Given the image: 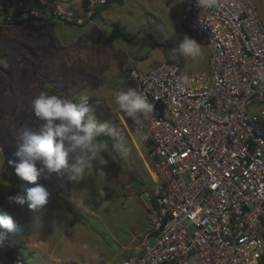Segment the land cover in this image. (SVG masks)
Instances as JSON below:
<instances>
[{
  "label": "rangeland",
  "instance_id": "rangeland-1",
  "mask_svg": "<svg viewBox=\"0 0 264 264\" xmlns=\"http://www.w3.org/2000/svg\"><path fill=\"white\" fill-rule=\"evenodd\" d=\"M8 1L46 15L57 13L59 8L73 20L52 16L43 22L5 25L0 6V210L22 223L35 221L38 229L35 234H14L12 246L0 251L2 262L9 264L20 258L26 264H118L127 254L139 251L150 232L149 215L157 184L148 148L132 137L134 122L115 103V93L135 88L133 72L144 74L159 67L179 49L185 35L202 48L195 59L178 53L182 76L207 69L210 50L183 27L181 11L170 0L110 1L96 6L89 26L83 20V1L87 0H56L52 6L50 0L47 5L46 0ZM252 2L264 27V0ZM80 22L88 28H81ZM83 32L92 36L86 40L95 47L87 56L71 58V48L64 47L80 37L77 47L88 44L82 42ZM106 35L139 57L131 60L127 55L124 64L121 54L113 67L116 71L103 78L97 54L103 52L98 43ZM108 57L118 60L114 55ZM42 91L73 102L85 98L92 108L89 116L93 122L105 124L104 129L113 134L114 147L101 153L108 160L99 165L102 172H97L94 162L80 181H70L67 170L39 179L38 183L49 190L50 199L41 209L29 210L26 205L8 203L7 198L19 194L25 183L8 161L15 151L16 130L27 126L38 131L45 123L31 108L32 100Z\"/></svg>",
  "mask_w": 264,
  "mask_h": 264
},
{
  "label": "built area",
  "instance_id": "built-area-1",
  "mask_svg": "<svg viewBox=\"0 0 264 264\" xmlns=\"http://www.w3.org/2000/svg\"><path fill=\"white\" fill-rule=\"evenodd\" d=\"M170 1L210 59L188 76L178 52L133 73L135 89L155 105L132 137L148 148L157 193L150 232L119 264H264V27L252 0H213L210 8ZM106 4L87 0L83 20ZM0 6L9 23L73 20L59 8L46 15L8 0Z\"/></svg>",
  "mask_w": 264,
  "mask_h": 264
},
{
  "label": "clouds",
  "instance_id": "clouds-1",
  "mask_svg": "<svg viewBox=\"0 0 264 264\" xmlns=\"http://www.w3.org/2000/svg\"><path fill=\"white\" fill-rule=\"evenodd\" d=\"M197 6L210 8L213 0H197ZM201 48L194 38L185 35L179 49L172 52L195 59L201 55ZM172 58L179 59L175 55ZM114 99L119 109L139 126L155 107L146 96L131 87L115 93ZM31 108L35 117L45 123L38 131L24 126L13 134L15 151L8 163L25 183L21 184L19 194L7 199L10 205H26L29 210H39L49 202L51 195L43 184L38 183L39 179L67 170L70 181H80L87 170L93 168L94 162H97V172H102L99 165H106L108 160L101 153L108 149V145L98 139L105 124L98 126L93 122L89 116L92 108L85 98L73 102L42 91L32 100ZM36 232L35 221L22 223L0 210V251L12 246L14 234Z\"/></svg>",
  "mask_w": 264,
  "mask_h": 264
},
{
  "label": "crops",
  "instance_id": "crops-1",
  "mask_svg": "<svg viewBox=\"0 0 264 264\" xmlns=\"http://www.w3.org/2000/svg\"><path fill=\"white\" fill-rule=\"evenodd\" d=\"M56 1V0H55ZM54 1V2H55ZM47 0L45 1V4L47 5ZM83 5H84V1H83ZM21 6V5H20ZM22 7H24V6H22ZM88 26L89 25H92V21L91 22H89L88 24H87ZM79 26L82 28V27H84V28H88V26H86V24H79ZM86 28V29H87ZM84 33V32H83ZM88 37V39H89V37H92V36H87ZM87 37H86V34L84 33V37H83V40H82V42L84 41V40H86L87 39ZM81 38V37H80ZM79 38V39H80ZM103 39H102V41H101V43H98L99 45H100V48H99V50H101V49H103V52L102 53H100V52H98V54L97 55H99V58L97 59V63H98V71H99V73L100 74H103L101 77H103L104 78V76H105V74L106 75H109L110 73H112V71L114 72V71H116V68H113L114 67V65H116V64H118L119 62V57L121 56V54H122V57H123V59H124V64L126 63V59H127V55L129 56V57H131L130 59L132 60V58L134 57V58H136V57H139V56H135L134 54H130L128 51H127V48H125L123 45H121V44H116V43H114V41H113V39L112 38H110V37H108L107 35L106 36H104V37H102ZM59 39L62 41V39H61V37H60V35H59ZM79 39H73L72 40V43L71 42H68V44L67 45H65V49L66 48H71V49H69L68 50V52H69V56H71V58L72 57H80V56H83V55H85V56H87V55H89L88 53H92V50L94 49V47L95 46H92V45H90L91 44V40H89V41H87L86 40V42L88 43V44H81L80 46H76L77 44H78V42H79ZM94 40H96V38L94 37L93 38ZM92 39V40H93ZM76 40V41H75ZM90 43V44H89ZM77 47V48H76ZM64 49V52H66L67 50H65ZM94 53V52H93ZM68 54V53H67ZM95 54V53H94ZM112 55H114V57L115 58H117L118 60H114V58L112 59V57H108V56H112ZM132 55V56H131ZM143 59V58H142ZM209 59H210V53H209V55H208V62H207V68H208V63H209ZM72 60V59H71ZM81 60H84L83 58L81 59ZM130 60V61H131ZM103 61V62H102ZM114 61H117V62H114ZM78 62H80V61H78L77 60V63ZM79 64V63H78ZM205 70V69H204ZM202 71V70H201ZM131 72H133V70L132 71H130V73ZM191 72V71H190ZM134 73V72H133ZM195 73H197V72H195ZM127 74H128V71H127ZM114 76V74L113 75H111V77H113ZM130 76H131V74H130ZM101 77H99V78H101ZM102 78V79H103ZM133 79H134V77H133ZM106 81V80H105ZM135 81V80H134ZM101 83H104V82H101ZM107 86V85H106ZM107 89V88H106ZM106 92L107 93H109L107 90H106ZM111 93H112V91H111ZM136 252H138V250L137 251H135V253ZM133 253V252H132ZM129 255L127 254L126 256H125V258H127ZM124 258V259H125ZM0 259H1V255H0ZM123 261V260H122ZM1 262H2V259H1ZM12 262V261H11ZM10 262V263H11ZM3 263V262H2ZM9 263V264H10ZM120 262H118V264H119ZM4 264V263H3Z\"/></svg>",
  "mask_w": 264,
  "mask_h": 264
},
{
  "label": "trees",
  "instance_id": "trees-1",
  "mask_svg": "<svg viewBox=\"0 0 264 264\" xmlns=\"http://www.w3.org/2000/svg\"><path fill=\"white\" fill-rule=\"evenodd\" d=\"M110 1H116V0H107V4L110 2ZM106 4V5H107ZM30 21H32L31 19H28V20H25V21H20V22H14V23H9L8 21H7V19H6V17L4 16V18H3V24H5V25H8V24H19V25H21V24H26V23H28V22H30ZM67 23H69V24H73L72 22L70 23V22H68L67 21ZM113 134L111 133V132H109L108 130H106V129H104V131H103V133L101 134V136L98 138L100 141H104L107 145H108V149L110 150V149H112L113 147H114V141H113V136H112ZM107 149V150H108ZM155 204H156V196L154 197V199H153V202H152V206H155ZM0 264H3L2 262H1V259H0Z\"/></svg>",
  "mask_w": 264,
  "mask_h": 264
},
{
  "label": "water",
  "instance_id": "water-1",
  "mask_svg": "<svg viewBox=\"0 0 264 264\" xmlns=\"http://www.w3.org/2000/svg\"><path fill=\"white\" fill-rule=\"evenodd\" d=\"M54 1H55V0H50V1H49V5L52 6L53 3H54ZM132 186H133L134 188L139 189V186H138L137 182H133V183H132Z\"/></svg>",
  "mask_w": 264,
  "mask_h": 264
}]
</instances>
